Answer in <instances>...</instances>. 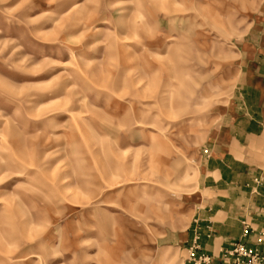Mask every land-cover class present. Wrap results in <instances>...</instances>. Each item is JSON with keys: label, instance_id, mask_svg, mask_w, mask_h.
<instances>
[{"label": "rangeland", "instance_id": "obj_1", "mask_svg": "<svg viewBox=\"0 0 264 264\" xmlns=\"http://www.w3.org/2000/svg\"><path fill=\"white\" fill-rule=\"evenodd\" d=\"M263 21L264 0H0V264H188Z\"/></svg>", "mask_w": 264, "mask_h": 264}, {"label": "crops", "instance_id": "obj_2", "mask_svg": "<svg viewBox=\"0 0 264 264\" xmlns=\"http://www.w3.org/2000/svg\"><path fill=\"white\" fill-rule=\"evenodd\" d=\"M237 48L240 66L230 104L200 160L205 210L185 237L189 248L199 236L200 254L216 262L240 241L243 221L264 229V21Z\"/></svg>", "mask_w": 264, "mask_h": 264}, {"label": "built area", "instance_id": "obj_3", "mask_svg": "<svg viewBox=\"0 0 264 264\" xmlns=\"http://www.w3.org/2000/svg\"><path fill=\"white\" fill-rule=\"evenodd\" d=\"M242 235L231 250L222 251L218 262L212 256L200 254L199 236L188 250V264H264V229L255 230L248 221L242 223Z\"/></svg>", "mask_w": 264, "mask_h": 264}]
</instances>
